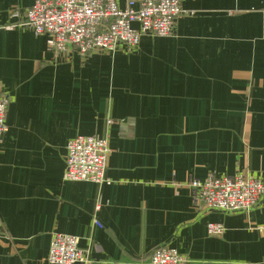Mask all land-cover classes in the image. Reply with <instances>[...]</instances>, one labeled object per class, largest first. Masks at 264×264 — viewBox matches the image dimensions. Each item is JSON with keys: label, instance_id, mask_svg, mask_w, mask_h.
I'll use <instances>...</instances> for the list:
<instances>
[{"label": "crops", "instance_id": "obj_1", "mask_svg": "<svg viewBox=\"0 0 264 264\" xmlns=\"http://www.w3.org/2000/svg\"><path fill=\"white\" fill-rule=\"evenodd\" d=\"M33 2L0 0V264H49L54 234L77 237L88 264H150L163 245L191 264H264V196L208 210L187 184L264 183V0H182L192 15L172 36L86 58L16 25L10 10ZM76 136L106 140L102 184L63 179Z\"/></svg>", "mask_w": 264, "mask_h": 264}, {"label": "built area", "instance_id": "obj_2", "mask_svg": "<svg viewBox=\"0 0 264 264\" xmlns=\"http://www.w3.org/2000/svg\"><path fill=\"white\" fill-rule=\"evenodd\" d=\"M127 2L125 10L119 9L117 0H34L31 7L20 12L12 9L9 16L36 35H48L53 53H64L69 47L81 57L93 53L113 54L123 46L126 51L138 48L142 36L169 37L175 32L177 21L192 15L182 8V0H140L137 11ZM132 24H137L134 29ZM11 27L13 25H7ZM6 97L0 95V137L6 129ZM108 145L105 139L93 136H76L66 145L63 179L68 182L102 184L107 168ZM193 203H203L208 210L221 212L249 211L264 196V183L245 175L215 177L204 180L189 178ZM98 210V208H97ZM94 225L101 227L94 220ZM210 236H220L223 227L208 223ZM264 232V218L260 223ZM75 236L54 234L47 261L49 264H88ZM150 264H191L190 259L175 249L163 245L150 255Z\"/></svg>", "mask_w": 264, "mask_h": 264}]
</instances>
